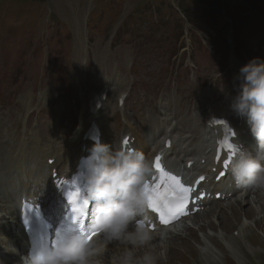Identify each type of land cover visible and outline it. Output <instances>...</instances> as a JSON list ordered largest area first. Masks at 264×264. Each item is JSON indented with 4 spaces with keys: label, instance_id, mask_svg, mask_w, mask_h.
Wrapping results in <instances>:
<instances>
[{
    "label": "rangeland",
    "instance_id": "1",
    "mask_svg": "<svg viewBox=\"0 0 264 264\" xmlns=\"http://www.w3.org/2000/svg\"><path fill=\"white\" fill-rule=\"evenodd\" d=\"M256 57L264 61V0H0V102L11 105L14 114V121L0 119L13 124L3 146L27 142L32 133L41 137L43 130H57L59 140L50 136L42 143L66 145L76 135L85 95L104 91L110 96L104 112L110 114L100 125L116 148L127 134L136 142L143 134L146 141L158 114L173 121L168 108L189 116L186 132L201 141L208 137L211 110L220 105L212 103L222 93L232 100V89H238L234 80L224 89L228 69L234 78ZM204 63L213 73L206 64L201 68ZM232 111L226 113L236 123ZM175 129L177 136L184 135ZM250 205L242 210L247 208L251 220L239 210L236 219L224 213L221 226L212 217L199 222L192 248L179 247L177 260L264 264V239L258 233L264 229L257 232L264 226L259 208L263 211L264 204ZM245 228L251 230L248 235ZM176 250L173 246L168 254Z\"/></svg>",
    "mask_w": 264,
    "mask_h": 264
},
{
    "label": "clouds",
    "instance_id": "2",
    "mask_svg": "<svg viewBox=\"0 0 264 264\" xmlns=\"http://www.w3.org/2000/svg\"><path fill=\"white\" fill-rule=\"evenodd\" d=\"M236 79L238 93L231 106L246 118L257 150L253 155L233 144L229 171L237 188L264 189V61L249 60ZM154 176L153 160L143 152L97 140L74 177L75 183L83 184L82 199L92 206L89 222L83 223V215L71 217L77 227L42 238L22 257L24 264H163L169 235L153 224Z\"/></svg>",
    "mask_w": 264,
    "mask_h": 264
},
{
    "label": "bare ground",
    "instance_id": "3",
    "mask_svg": "<svg viewBox=\"0 0 264 264\" xmlns=\"http://www.w3.org/2000/svg\"><path fill=\"white\" fill-rule=\"evenodd\" d=\"M206 67L209 68V71L212 70L208 64H206ZM211 72L213 73V71ZM155 73L156 71L153 70L147 71V74L153 75ZM227 73L228 75L225 79L227 85L224 87L225 90L231 86L233 80L235 82H239L236 79L239 74V70L235 72L236 75L234 78L231 76V70L228 69ZM191 84L189 85V90L191 88ZM90 94L85 95L86 100L83 103L82 109L80 111L79 125L75 127V130H77L76 135L64 146L62 144L57 145L55 142H53L51 148H48L49 146L41 147L39 145L40 139L36 133H32L27 142H23L21 144H19V142H13L9 145L7 144L3 146L4 139L11 137L13 124L11 126V123H3L0 121V146H3L0 149V236H2L0 237V264H24L22 255H24L23 249L25 237L18 222L21 200L23 197H29L30 199H39L42 202L43 198L46 197V192L49 193L50 189H52L53 180H51V178L53 174H56L57 178L70 179L74 174L77 173L82 158L89 154V149H91V147L94 145L87 140L88 131L90 130L92 124L98 126L100 129L99 140L101 143L113 147L110 140L111 138L109 137V132L107 130H103V127H100V117L110 114L104 112L105 107L108 108L110 96H107V99H105L106 102L101 101L102 106L98 111H96L92 104L89 105ZM200 102L201 101L199 98L198 105ZM229 102L230 99L223 103L222 109H224L226 104ZM91 106L92 111L89 109ZM10 107L11 105L0 102V119L8 117L14 121V114L10 111ZM176 115L180 123L185 121L182 114L175 113L174 116ZM221 116H225L223 112H217L213 115L212 119L214 120L220 118ZM56 131L57 130H54V132ZM238 137L239 136L236 137V141L239 139ZM41 138L44 141L49 140L48 134L44 131H41ZM140 138L142 139L144 137L140 136ZM196 139L197 137L192 135L189 138V141H194ZM138 143L141 144L140 148L144 149L143 152H149L151 153L150 155L154 153L153 151H161L163 148V145H160L158 141V144L154 145L151 149L149 146L143 144V141H139ZM182 146L183 141L180 139L176 146H171V154L177 158H180V156L177 155V150ZM209 148V145H207L204 150L206 153L205 156H208L206 150ZM55 151L59 152L58 157L54 155ZM211 151L212 149H210L209 152ZM190 152L194 155L196 154V151L190 150ZM206 160L207 157L205 158V162ZM188 161L189 160H185V163ZM165 163H167V160ZM210 164L211 163L209 162V165ZM203 167H205V164H198L193 168L194 170L199 171ZM214 187L217 188V185L214 184ZM261 191L264 192V189H261ZM53 201L56 203H61V201L58 199H53ZM261 203L264 204V199H260L258 201V205ZM259 208L261 209V207ZM262 208H264V206ZM239 210L242 211L238 208L230 209L231 215L234 219L237 218ZM251 212L254 213L252 210ZM246 215H244L245 219L254 218L249 217L247 209ZM204 218L206 219L207 216H204ZM223 222L224 221H222V223ZM209 227H212V224H210ZM245 229H247L246 234L248 235V231L250 229ZM262 229H264V226L257 228V232L258 230ZM224 230L226 233L228 232L226 228ZM258 233L262 239H264V233L262 231ZM189 236L193 238L194 233H190ZM3 237L5 239H3ZM173 237H176L175 231L174 233L169 234V239H172ZM184 245H188V243L184 242L182 246ZM173 246L177 247L176 245H172L170 250Z\"/></svg>",
    "mask_w": 264,
    "mask_h": 264
},
{
    "label": "snow or ice",
    "instance_id": "4",
    "mask_svg": "<svg viewBox=\"0 0 264 264\" xmlns=\"http://www.w3.org/2000/svg\"><path fill=\"white\" fill-rule=\"evenodd\" d=\"M218 123H223L219 121ZM125 145H127V141H124ZM155 168L159 175L156 177L157 180H168L171 179L173 181L176 180L175 176H172L165 172L159 163V157H156ZM155 182L153 181V184ZM178 183V182H177ZM183 191L187 193L189 191L188 188H184ZM68 201L72 205L73 217L74 219H78L79 215L85 214L84 210L88 207V202L83 200L81 197V192L79 188L76 186V183L73 181L71 185L68 187L66 191ZM151 208L154 212H158L160 216L161 223H168L175 217H177L181 211H183V201L180 198L176 200L169 199L167 194H160L159 190L155 187L152 188L150 194Z\"/></svg>",
    "mask_w": 264,
    "mask_h": 264
}]
</instances>
